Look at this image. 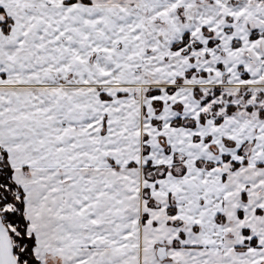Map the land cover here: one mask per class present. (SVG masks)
<instances>
[{"label": "snow or ice", "instance_id": "snow-or-ice-1", "mask_svg": "<svg viewBox=\"0 0 264 264\" xmlns=\"http://www.w3.org/2000/svg\"><path fill=\"white\" fill-rule=\"evenodd\" d=\"M0 264H264V0H0Z\"/></svg>", "mask_w": 264, "mask_h": 264}]
</instances>
